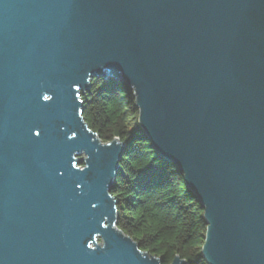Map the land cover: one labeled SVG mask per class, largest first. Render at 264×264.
I'll use <instances>...</instances> for the list:
<instances>
[{
	"label": "water",
	"instance_id": "95a60500",
	"mask_svg": "<svg viewBox=\"0 0 264 264\" xmlns=\"http://www.w3.org/2000/svg\"><path fill=\"white\" fill-rule=\"evenodd\" d=\"M93 79L135 86L142 134L205 209L206 264H264V0H0V264H158L111 227L124 144L76 115Z\"/></svg>",
	"mask_w": 264,
	"mask_h": 264
},
{
	"label": "trees",
	"instance_id": "16d2710c",
	"mask_svg": "<svg viewBox=\"0 0 264 264\" xmlns=\"http://www.w3.org/2000/svg\"><path fill=\"white\" fill-rule=\"evenodd\" d=\"M117 90L131 99L130 89L121 83L93 79L82 97L83 110L93 125L127 140L136 114L129 111L126 94ZM123 153L117 203L124 222L136 230L141 225L147 229L145 238L163 264L176 255L187 264H206L200 251L205 231L202 209L182 181L170 179L180 172L156 155L139 124L131 130Z\"/></svg>",
	"mask_w": 264,
	"mask_h": 264
},
{
	"label": "clouds",
	"instance_id": "9594fccd",
	"mask_svg": "<svg viewBox=\"0 0 264 264\" xmlns=\"http://www.w3.org/2000/svg\"><path fill=\"white\" fill-rule=\"evenodd\" d=\"M93 77L94 76L89 75L88 77H86V79L88 82H90V79ZM72 87H73V89H76L77 85L73 84ZM130 90L132 92V96H131L130 100H129L126 92H124L123 90H117V92H116V93L123 92L126 94L124 99L127 102L129 111L136 114L135 120L132 121V126L130 128L129 133H128V139H129V135H130V132L133 129V127L139 123L140 113H141V108L137 105V100H136V95H135V86L134 85L131 86ZM41 99L43 101H51L53 99V97H52L51 93L43 92L41 95ZM75 100L77 102L84 103V100L81 98L79 91H77L75 93ZM76 115L79 118V120L82 122L84 129L87 132L92 134L93 139L100 146H111L113 144V142H116L117 144L122 145L128 140V139L123 140V139H121V137L119 135H115L114 133H108V132H106V130L104 128H100L98 125H93L91 118L89 116H86L84 110L80 107L76 108ZM33 131L35 132L36 130L34 129ZM76 135H77V133L75 131H72V132L68 133V139H73L76 137ZM105 137H107V138H105ZM83 153H86V152L80 151L78 153L77 152L72 153V167L76 170L81 171V172H83L85 169H87L89 167V164L86 162L89 159V156L87 153H86V155H84L83 167L77 166L76 158L79 154H83ZM124 154L125 153H122L121 155L123 156ZM117 164H118L119 168L121 169V167H120L121 160L117 161ZM114 179H115L116 186L114 188H110V187L106 186V188H105V192H106L107 197H109L113 201L112 208L114 211L115 218L112 220L111 227L113 229L117 230L119 233H121L124 237L129 238L133 243H135L137 252H139L141 254H147L150 258H154L158 262V264H160V261L158 258V253L153 251L152 242L148 241L145 238V232L147 231V229H145V227L143 225H141L139 227V230H136V229H133L131 227V225L124 222L123 216L121 215V212H120L119 203H116V201H118L117 194L120 191V189H119L120 176L116 174L114 176ZM170 179L173 180L174 182L182 181L183 183H185L183 173L172 175V176H170ZM76 187L79 189L81 187V185L77 184ZM92 207H96V205L93 204ZM204 215H205V209L203 208L202 216H204ZM203 223L206 226V230L204 231V234H203V240H202V245L200 247V251L202 250V248L204 246V243H205V240L207 237L208 228H209L208 223H205V222H203ZM118 224H121L123 226L118 227ZM101 226L104 228H107L109 226L108 225V217H105L101 221ZM98 237H100V239H98ZM93 241H95V246L93 245ZM86 246L89 249H94L96 246H99L100 249H103L105 247V241H104L101 233L100 232L93 233L91 240L87 242Z\"/></svg>",
	"mask_w": 264,
	"mask_h": 264
},
{
	"label": "rangeland",
	"instance_id": "374dc122",
	"mask_svg": "<svg viewBox=\"0 0 264 264\" xmlns=\"http://www.w3.org/2000/svg\"><path fill=\"white\" fill-rule=\"evenodd\" d=\"M91 84H92V82H91ZM131 91V90H130ZM87 93V91H85V94ZM83 97V96H82ZM83 166V164H81V165H78V167H82Z\"/></svg>",
	"mask_w": 264,
	"mask_h": 264
}]
</instances>
